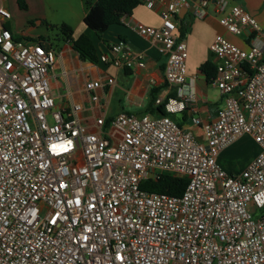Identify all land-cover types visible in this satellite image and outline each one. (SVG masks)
<instances>
[{"label":"built area","instance_id":"2783aa9c","mask_svg":"<svg viewBox=\"0 0 264 264\" xmlns=\"http://www.w3.org/2000/svg\"><path fill=\"white\" fill-rule=\"evenodd\" d=\"M158 6L160 24L121 22L165 56L164 81L175 87L165 114L108 115L110 75L85 78L83 105L58 107L51 81L57 53L43 40L15 37L0 0V264H264V29L226 0H140ZM220 24L246 47L216 35L211 83L223 104L214 119L193 116L203 139L173 116L194 100L178 14L202 18L210 4ZM124 39L100 61L145 65ZM249 135L259 150L230 174L217 157ZM163 173L186 178L181 195L148 191Z\"/></svg>","mask_w":264,"mask_h":264},{"label":"crops","instance_id":"0c3cea01","mask_svg":"<svg viewBox=\"0 0 264 264\" xmlns=\"http://www.w3.org/2000/svg\"><path fill=\"white\" fill-rule=\"evenodd\" d=\"M226 1L227 9L225 11L228 10L230 5L239 4L264 29V0ZM157 8L158 6L154 9H148L143 4H139L131 15L127 17V21L158 26L160 19ZM179 13L178 33L180 34L182 30L180 37H183L186 42V79L193 91L194 100L189 101L184 110L175 114L173 118L183 128L191 130L197 137L203 139L200 127L192 123V117L197 116L202 122L212 120L223 104V98L218 89L211 83V79L208 80L199 70L200 65L208 59L215 64V58L209 50V44L218 34L232 42H237L241 47H245L246 42L242 36L230 33L220 24L219 18L222 13L216 11L214 3L210 4L207 13L202 18L194 17L192 8H183ZM26 17L28 21L36 19L33 15ZM12 31L15 37H21L22 34L32 36L29 31ZM80 33L86 34L94 43L99 62L92 64L81 60L72 49L71 43L64 41L63 46L56 52L57 57L53 71L56 77L51 81L55 104L58 107L81 103L83 109L80 111V116L83 118L92 117L93 113L88 107L86 95L83 91L84 80L91 75H110L115 80L113 85L106 88L109 117L120 111L141 113L148 103L149 92L152 87L158 89L157 97L163 99L175 94V87L167 85L164 81L165 56L158 52L148 38L139 35L128 25L122 22L113 24L109 26L100 38L88 27H83L81 32L76 35L73 33L72 37L76 38ZM118 39L126 40L132 50L144 52L145 65L143 67L120 68L111 64L106 65L100 61V55L107 52L109 45ZM60 88L63 90L60 91ZM112 100H115L117 105L111 107ZM258 150L259 148L252 138L249 135H243L223 149L219 153L217 160L225 171L230 174H236L247 165ZM240 155L244 156L243 167L241 170L234 172L231 169L230 158L240 157Z\"/></svg>","mask_w":264,"mask_h":264},{"label":"trees","instance_id":"16d2710c","mask_svg":"<svg viewBox=\"0 0 264 264\" xmlns=\"http://www.w3.org/2000/svg\"><path fill=\"white\" fill-rule=\"evenodd\" d=\"M19 9L26 10L28 5L26 0H15ZM141 4L140 0H91L87 3V8L82 18L83 23L92 30L97 37L101 35L113 24H120L122 17H128L132 11ZM181 28V27H180ZM63 40L70 42L72 49L78 54L83 61L92 64L99 62V57L92 40L84 33L79 34L76 38L72 37V28L63 23L60 26ZM182 34V30L180 34ZM43 39V37H40ZM199 70L210 80L215 74V64L210 60L203 62ZM158 89L152 87L149 92V100L141 113H150L153 115L165 114L163 104L155 105V99ZM187 183L186 178L175 177L163 173L155 181H144L141 187L148 191L167 193L170 195H181Z\"/></svg>","mask_w":264,"mask_h":264},{"label":"rangeland","instance_id":"374dc122","mask_svg":"<svg viewBox=\"0 0 264 264\" xmlns=\"http://www.w3.org/2000/svg\"><path fill=\"white\" fill-rule=\"evenodd\" d=\"M89 1L91 0H26L28 7L26 10H21L15 0H5V7L11 14L7 26L11 30L29 31L32 38L43 40L57 52L64 43L61 24L69 25L74 35L81 32L83 27H86L82 18ZM28 15H33L36 19L28 21L26 17ZM61 90L63 89L60 88ZM115 105H117L116 101L112 100L110 106ZM230 161L231 169L237 172L243 167L244 156L231 157Z\"/></svg>","mask_w":264,"mask_h":264},{"label":"water","instance_id":"95a60500","mask_svg":"<svg viewBox=\"0 0 264 264\" xmlns=\"http://www.w3.org/2000/svg\"><path fill=\"white\" fill-rule=\"evenodd\" d=\"M179 15H180V13H179Z\"/></svg>","mask_w":264,"mask_h":264}]
</instances>
